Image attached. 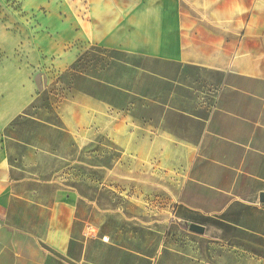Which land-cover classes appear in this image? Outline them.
<instances>
[{
    "label": "crops",
    "instance_id": "crops-1",
    "mask_svg": "<svg viewBox=\"0 0 264 264\" xmlns=\"http://www.w3.org/2000/svg\"><path fill=\"white\" fill-rule=\"evenodd\" d=\"M83 2L73 16L79 51L112 57L88 77L100 96L78 90V106L98 103L101 126L125 150L122 201L108 210L92 188L47 193L16 174L8 130L40 91L29 41L0 29V264H174L175 255L180 264H264V0ZM105 116L123 117L109 131ZM173 224L204 227L199 239L220 249L164 248ZM150 226L164 230L119 231Z\"/></svg>",
    "mask_w": 264,
    "mask_h": 264
},
{
    "label": "rangeland",
    "instance_id": "rangeland-1",
    "mask_svg": "<svg viewBox=\"0 0 264 264\" xmlns=\"http://www.w3.org/2000/svg\"><path fill=\"white\" fill-rule=\"evenodd\" d=\"M84 6L83 0H0V29L29 41V66L40 91L36 102L8 130V142L14 171L22 179L29 180L30 188L47 193L57 189L64 192L77 189L84 193L86 187L92 188L94 193H100L108 210H115L122 201L117 193L116 171L125 150L117 146L110 133L108 136L107 126H101L103 117L94 112L99 104L78 106L82 100L76 93L82 90L99 97L100 84L88 77L98 76V71L104 69V60L112 57V54L94 49L79 51L84 44L73 30V16ZM31 48L37 60L30 56ZM77 51L78 58L70 62V56ZM25 53L18 49L15 55L24 57ZM121 117L113 116V120L105 116V123L110 124L109 131ZM142 117L144 122L148 121V113ZM124 122L132 123L131 109L124 115ZM173 198L172 205L175 195ZM150 199L157 205L164 204V196ZM150 217L165 219L163 214L150 213ZM131 230L139 231L143 237L154 235V230L163 231L164 227L119 228L124 233ZM166 235L163 247L173 252L185 251L195 256L198 250L220 249L210 243L212 240L199 239L197 233L186 226L173 224L167 228ZM152 239L140 243L143 250L154 245ZM179 256L175 255L172 263L180 264Z\"/></svg>",
    "mask_w": 264,
    "mask_h": 264
},
{
    "label": "water",
    "instance_id": "water-1",
    "mask_svg": "<svg viewBox=\"0 0 264 264\" xmlns=\"http://www.w3.org/2000/svg\"><path fill=\"white\" fill-rule=\"evenodd\" d=\"M261 200L264 201V194L261 195ZM189 230L191 232H194V233H197V234H204V232H205V228L204 227H201V226H198V225H195V224H191L189 226Z\"/></svg>",
    "mask_w": 264,
    "mask_h": 264
},
{
    "label": "built area",
    "instance_id": "built-area-1",
    "mask_svg": "<svg viewBox=\"0 0 264 264\" xmlns=\"http://www.w3.org/2000/svg\"><path fill=\"white\" fill-rule=\"evenodd\" d=\"M84 234L88 238H93V237H95L97 235V231L94 228L89 227V228L84 230Z\"/></svg>",
    "mask_w": 264,
    "mask_h": 264
},
{
    "label": "trees",
    "instance_id": "trees-1",
    "mask_svg": "<svg viewBox=\"0 0 264 264\" xmlns=\"http://www.w3.org/2000/svg\"><path fill=\"white\" fill-rule=\"evenodd\" d=\"M36 100H37V99H36ZM36 100H35L30 106H32V105L36 102ZM27 111H28V110H27ZM27 111H26V112H27ZM26 112H25V113H26Z\"/></svg>",
    "mask_w": 264,
    "mask_h": 264
}]
</instances>
